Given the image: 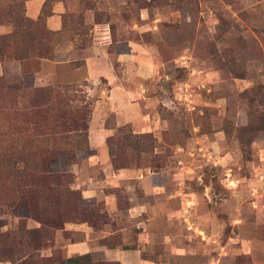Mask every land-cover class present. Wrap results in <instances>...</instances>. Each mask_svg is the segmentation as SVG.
Returning a JSON list of instances; mask_svg holds the SVG:
<instances>
[{
    "label": "rangeland",
    "instance_id": "1",
    "mask_svg": "<svg viewBox=\"0 0 264 264\" xmlns=\"http://www.w3.org/2000/svg\"><path fill=\"white\" fill-rule=\"evenodd\" d=\"M44 1L26 0L32 26ZM50 10L45 33H39L47 54L38 71H25L12 58L0 61V111L14 112L8 124L20 125L35 102H44L46 90L67 88V100L84 110L70 119L88 128V139L81 149L72 144L73 163L61 153L58 162L70 175L71 188L105 212L109 223L99 230L75 217L65 229H52L53 237H41L39 200L30 190L14 208L0 204V235L41 246V259L88 252L95 262H119L106 257L108 247L101 243L113 238L122 244L114 249L139 250L142 259L156 264H264V215L258 214L264 207V0H57ZM121 54L142 60L120 68L115 61ZM106 55L118 77L129 75L124 86L132 92L131 106L121 102L120 91L114 100L126 119L131 110L130 123L118 125V114L109 109L108 80H87L86 58ZM128 68L134 71L126 73ZM35 90L45 98L33 99ZM103 105L106 139L116 132L114 125L129 126L152 134L153 153L126 141L129 166L115 170L107 144L98 151L90 143L95 110ZM35 118L32 141L46 133L47 114ZM143 121L148 127H141ZM17 137L0 135L6 148ZM198 144L218 152V159L198 151L191 156ZM15 145L24 148L20 141ZM46 146L39 151L52 155ZM143 202L171 217L149 222L147 214L135 215L133 208ZM237 216L242 220L236 222ZM143 223L156 230L155 237L143 238ZM18 239L0 241V264L29 263L22 257L27 249L13 251L11 240Z\"/></svg>",
    "mask_w": 264,
    "mask_h": 264
},
{
    "label": "trees",
    "instance_id": "2",
    "mask_svg": "<svg viewBox=\"0 0 264 264\" xmlns=\"http://www.w3.org/2000/svg\"><path fill=\"white\" fill-rule=\"evenodd\" d=\"M55 1L57 0L44 1L41 13L35 25L32 26L25 14L26 0H0V28L7 29L6 32L0 33V61L12 58L21 61L25 71H38L40 59L47 54V45L42 43L39 33H45L44 20L52 15L50 7ZM9 90L6 87L5 91L9 92ZM66 90L67 88L46 90L44 92L47 94L46 98L45 95L40 96L38 90L33 91V99L41 97L45 100L42 104H39L41 102L38 101L35 102L32 105L34 107L31 106L27 110V117H22L21 120L13 117L19 120L18 122H22L20 125L19 123L8 124V116L15 115L14 112L4 114L0 111V115L3 116V118L0 117V135L9 137L11 133H18L17 140L6 143L8 148L4 147L5 143L3 139H0V204L14 208L20 199L22 202L26 200L28 191L34 190L41 209L38 218L41 224L39 232L44 238L53 237L52 232L55 229H65V225L74 221L75 217H79V220L99 230L109 223L105 212L101 211L97 205L86 204L87 201L82 193L71 188L72 179L66 171L63 172L58 162L61 156L58 157L56 154L61 153L73 163L75 154L72 149L75 147L72 144L75 142L78 145L77 149H81L83 147L81 142L88 139V128L70 119L73 113L79 112V110L84 112V110L74 106L76 100L72 98L67 100ZM44 113L47 114V125L44 130L46 133L41 139L32 141L29 137L33 136L37 128L36 123L34 126L31 121L35 122V117ZM24 119L25 125L22 121ZM114 126H117L115 132L117 134L115 136L114 133L107 138L106 144L111 165L115 170L129 166L125 157V147L128 146L126 141L135 142L136 149L140 152L153 153L156 140L151 133L139 134L133 132L129 126ZM105 127L108 128L107 122ZM12 139H16V137ZM19 141L24 144L23 149H18L15 145ZM41 144H46V148L49 147L55 152L48 155L43 150L39 151L38 148ZM88 146L89 142H86V147ZM73 211L78 215H74ZM50 212H57L59 216L49 219L47 216ZM3 224L0 220V227ZM21 229L27 230L25 222H21ZM10 235L9 233L0 235V241H8L9 237L11 239L19 238L17 241L11 240V246L15 252L19 249H27L22 255V257H26V261L29 260L27 264H120L119 262H95L90 253L68 258L41 259V256L38 255L41 246H34L31 241L25 242L21 240L24 238L15 235L11 237ZM101 243L111 249L122 246L121 242L117 243L113 238L103 239ZM0 261H4L1 256Z\"/></svg>",
    "mask_w": 264,
    "mask_h": 264
},
{
    "label": "crops",
    "instance_id": "3",
    "mask_svg": "<svg viewBox=\"0 0 264 264\" xmlns=\"http://www.w3.org/2000/svg\"><path fill=\"white\" fill-rule=\"evenodd\" d=\"M126 57L127 56L124 54L116 56L117 60L115 62L120 63V68H124V67L127 68L128 67L127 62H132V63L134 62L133 64H131V66L133 67L136 65V63H140V61L142 60V58H140V57H138L136 60H127ZM66 62H67V60H63V63H66ZM85 62H86L85 63L86 67L88 69L87 80H89V81L98 80L101 77H104L105 79L108 80V84L111 86L110 97H109L110 100L108 102L110 104L109 109L115 111L118 114V119H117L118 125H121L123 123H130L131 122L130 114L132 113L131 110L127 109L129 115L126 119V117L123 116V111H120L118 106L115 105V100H114V95H115L116 91H118V92L120 91V95H118V96H119V99H121V102L126 104L129 107L131 106V102L128 101V98L130 99L132 97V92L130 90H127L126 87L124 86L125 85L124 80L127 79V77H129V75H122L121 74L118 77L115 70H114V64L115 63L110 59V57L108 55L103 56V57L102 56H100V57L90 56V57L86 58ZM91 71H92V73H91ZM124 71H126V73H127V72H132L134 70L133 69L130 70L128 68V70L125 69ZM110 76H113L116 79L115 82H119V83L114 84V82L110 80ZM120 77H123L124 79H122ZM122 80H123V82H122ZM107 99H108V97H107ZM106 107L107 106L103 105L100 108L99 107L96 108V110H95V113H97L96 118L95 119L93 118V121H92L90 143H91V146H93L98 151H99V148L102 147L103 145L106 146V137H107L108 131H109L105 127V122H104L105 120H104V115H103V113H104L103 111H105ZM118 111H120V112H118ZM122 120H124V121H122ZM148 125H149V123H147L146 121H143L141 123L142 128H146V127H148ZM157 126L161 127L160 122L157 124ZM148 130H150V129L148 128ZM202 149H204L203 146H200V144H198L194 148V151L190 152L189 154L191 156H193L194 155L193 153L195 151H198L199 154L203 155L202 151H201ZM176 151L177 152L183 151V148H181V147L177 148ZM215 152L216 151H214L212 153L214 155H218V152L217 153H215ZM95 163H98V162H95ZM108 166H109V164H108ZM109 167H111V165ZM109 167H106V169H105V171L107 173L112 171L111 168H109ZM259 183H261V182H259ZM148 209H149V211H148ZM133 211L136 213L135 215H141L142 216L143 214H147V216H148L147 221H149V222L150 221L156 222L158 220L163 222L165 219H169L171 217V215H170L171 213L159 212L158 209L154 206V204L151 205L150 203L147 204L146 202L139 204L138 207H134ZM258 214L264 215V207L262 208V210H260L258 212ZM241 220H242L241 217L237 216L235 221L237 222V221H241ZM143 225L145 227L142 230L143 234L141 233L143 238L155 237L156 230H151L147 224L143 223ZM242 244L249 245L250 242L244 241V242H242ZM108 251H113V252H109L111 254H107ZM140 253L141 252L139 250H129L128 248H122L119 250L106 248V250H105L106 257L109 260H117V261L119 260V262L121 264H156V263L149 262V261L142 259Z\"/></svg>",
    "mask_w": 264,
    "mask_h": 264
},
{
    "label": "built area",
    "instance_id": "4",
    "mask_svg": "<svg viewBox=\"0 0 264 264\" xmlns=\"http://www.w3.org/2000/svg\"><path fill=\"white\" fill-rule=\"evenodd\" d=\"M201 151H202V154H203L204 157H206V154L209 155V157H214L215 156V155H212V153L210 154V152L207 149H202ZM217 157H219V156H216L214 158L218 159ZM208 159L210 160L211 158H208ZM215 162H216V160H215ZM228 175H229L228 177H230V174H228ZM229 182H231V184L233 186L234 185L236 186V182L234 183V180H230ZM208 264H219V261L218 260H213V261H211Z\"/></svg>",
    "mask_w": 264,
    "mask_h": 264
}]
</instances>
